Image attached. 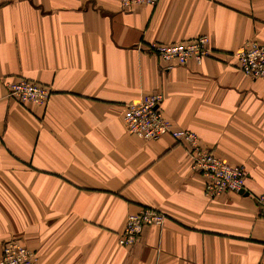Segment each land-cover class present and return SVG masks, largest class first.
Wrapping results in <instances>:
<instances>
[{
  "label": "crops",
  "instance_id": "obj_1",
  "mask_svg": "<svg viewBox=\"0 0 264 264\" xmlns=\"http://www.w3.org/2000/svg\"><path fill=\"white\" fill-rule=\"evenodd\" d=\"M198 36L200 65L168 69L145 50ZM247 41L264 45V0H0V257L15 239L37 264H264V79L238 68ZM20 79L48 102L8 97ZM154 94L174 130L245 168L243 194L205 197L184 144L126 131L127 105ZM143 208L163 226L119 246Z\"/></svg>",
  "mask_w": 264,
  "mask_h": 264
},
{
  "label": "built area",
  "instance_id": "obj_2",
  "mask_svg": "<svg viewBox=\"0 0 264 264\" xmlns=\"http://www.w3.org/2000/svg\"><path fill=\"white\" fill-rule=\"evenodd\" d=\"M159 0H119L121 9L129 10L134 6L154 7ZM145 50L167 62V68L183 66L188 62L200 65L210 56L209 40L198 36L188 41L147 45ZM240 71L250 80L264 79V45L255 41L244 42L235 53ZM7 96L22 104L45 105L51 95L48 87L20 79L6 84ZM162 96H146L137 103L127 105L124 115L126 131L143 140H157L169 135L175 142L186 146L190 159V169L202 175L206 182L203 195L209 199L220 197L226 192L238 193L243 189L247 172L243 166H231L221 162L209 150L199 146L197 136L186 130H174L160 109ZM260 216H264V195L255 197ZM165 215L155 209L143 208L130 214L125 220L117 244L122 247L133 246L145 227L161 228ZM0 264H37L36 255L15 239L2 244Z\"/></svg>",
  "mask_w": 264,
  "mask_h": 264
},
{
  "label": "water",
  "instance_id": "obj_3",
  "mask_svg": "<svg viewBox=\"0 0 264 264\" xmlns=\"http://www.w3.org/2000/svg\"><path fill=\"white\" fill-rule=\"evenodd\" d=\"M238 193H240V194H243V189H242V190H240Z\"/></svg>",
  "mask_w": 264,
  "mask_h": 264
}]
</instances>
